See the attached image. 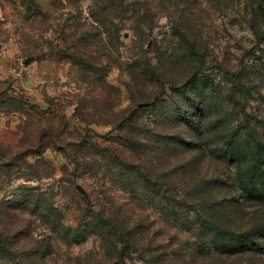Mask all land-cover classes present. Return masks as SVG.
<instances>
[{"label": "rangeland", "instance_id": "1", "mask_svg": "<svg viewBox=\"0 0 264 264\" xmlns=\"http://www.w3.org/2000/svg\"><path fill=\"white\" fill-rule=\"evenodd\" d=\"M248 138L264 0H0V264H264Z\"/></svg>", "mask_w": 264, "mask_h": 264}, {"label": "trees", "instance_id": "2", "mask_svg": "<svg viewBox=\"0 0 264 264\" xmlns=\"http://www.w3.org/2000/svg\"><path fill=\"white\" fill-rule=\"evenodd\" d=\"M98 1L104 2L105 0H98ZM237 136L238 135H236L233 140H230V142H226L224 144L227 147H230L231 148L233 145H235V142L238 140L237 139ZM251 143H256V144L255 145H250ZM245 146H246V155L245 156L246 157L251 156L252 158L246 160L245 162H242V164L240 163L239 166L236 167V168L238 169V171L240 170L242 173L245 172V174L250 175L248 180L249 181H252L253 179L257 178L256 177L257 175H254L255 170H260L261 167H262V165L264 164V162H263V164L260 163V161H259L260 158L259 159H256L254 157V156L258 155V156H262V160L264 159V157H263L264 156V144L261 143L260 138H248L247 140H245ZM232 152L233 153H236V150H232ZM261 173L264 174L263 171H261ZM263 178L264 177H258V180H261ZM262 183L264 184V182H262ZM251 186H253L252 183L251 184L246 183V185H243V187H242L244 189L248 187V189H246V190L248 191L249 194H246V198L247 199L253 198L254 199V202L257 201L260 204H263L264 203V190H262V191H256L255 192V191H253V188ZM187 196H189V194H187ZM222 205L223 204L220 205L221 206V209L223 208ZM230 205H232V204L230 203ZM260 227H261L260 225H256L255 227L249 228L246 231L247 233H243L244 236L241 235L242 236L241 239H243L242 246H247V247H245V249L242 250L243 252H245V251H251L252 253L253 252L258 253V250L255 249V247H254L255 245L253 247H251L250 245H247V243H245V242H246V238H253V237H255V238L252 239V241H251L252 244L254 242H256V240L258 239L259 234H260L259 231H258V229Z\"/></svg>", "mask_w": 264, "mask_h": 264}, {"label": "water", "instance_id": "3", "mask_svg": "<svg viewBox=\"0 0 264 264\" xmlns=\"http://www.w3.org/2000/svg\"><path fill=\"white\" fill-rule=\"evenodd\" d=\"M126 36V35H125ZM27 62V60L25 61V63ZM77 188L82 190L81 186L80 185H77Z\"/></svg>", "mask_w": 264, "mask_h": 264}]
</instances>
